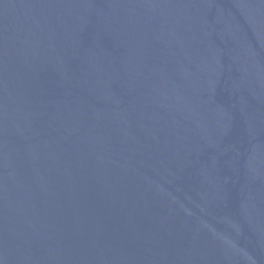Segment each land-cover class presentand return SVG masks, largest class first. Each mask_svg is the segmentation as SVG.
<instances>
[{
  "label": "water",
  "instance_id": "1",
  "mask_svg": "<svg viewBox=\"0 0 264 264\" xmlns=\"http://www.w3.org/2000/svg\"><path fill=\"white\" fill-rule=\"evenodd\" d=\"M0 264H264V0H0Z\"/></svg>",
  "mask_w": 264,
  "mask_h": 264
}]
</instances>
